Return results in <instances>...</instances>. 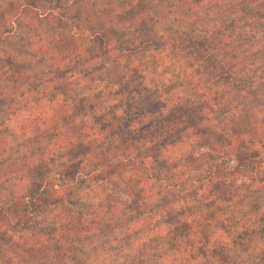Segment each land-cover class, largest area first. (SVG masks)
<instances>
[{"label": "clouds", "instance_id": "9594fccd", "mask_svg": "<svg viewBox=\"0 0 264 264\" xmlns=\"http://www.w3.org/2000/svg\"><path fill=\"white\" fill-rule=\"evenodd\" d=\"M0 264H264V0H0Z\"/></svg>", "mask_w": 264, "mask_h": 264}, {"label": "trees", "instance_id": "16d2710c", "mask_svg": "<svg viewBox=\"0 0 264 264\" xmlns=\"http://www.w3.org/2000/svg\"><path fill=\"white\" fill-rule=\"evenodd\" d=\"M155 107H156L155 105H149V106H148V110H149V111H152V110L155 109Z\"/></svg>", "mask_w": 264, "mask_h": 264}]
</instances>
